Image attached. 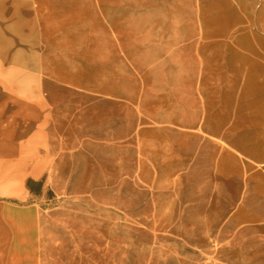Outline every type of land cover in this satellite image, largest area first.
Masks as SVG:
<instances>
[{
	"label": "rangeland",
	"instance_id": "obj_1",
	"mask_svg": "<svg viewBox=\"0 0 264 264\" xmlns=\"http://www.w3.org/2000/svg\"><path fill=\"white\" fill-rule=\"evenodd\" d=\"M26 1L68 184L0 154V264H264V0Z\"/></svg>",
	"mask_w": 264,
	"mask_h": 264
},
{
	"label": "crops",
	"instance_id": "obj_2",
	"mask_svg": "<svg viewBox=\"0 0 264 264\" xmlns=\"http://www.w3.org/2000/svg\"><path fill=\"white\" fill-rule=\"evenodd\" d=\"M13 6L15 12L7 13L5 0H0V69H5L6 61L10 62L8 69H39L41 66L36 63L44 35L32 11V3L19 0ZM56 100L18 97L0 101V154L13 159L22 154L21 162H24L27 150L34 149L38 158L36 164L29 167L33 169L34 182L53 176L54 180L60 178V184L65 181L68 184V176L63 172L65 168L59 164L68 154L66 133L70 132V127L57 124ZM23 122H30L31 129L19 130L16 126ZM0 226L6 227L5 221Z\"/></svg>",
	"mask_w": 264,
	"mask_h": 264
},
{
	"label": "bare ground",
	"instance_id": "obj_3",
	"mask_svg": "<svg viewBox=\"0 0 264 264\" xmlns=\"http://www.w3.org/2000/svg\"><path fill=\"white\" fill-rule=\"evenodd\" d=\"M7 78V82L6 83H3V85L7 88L10 84H11V80H12V76H10V78H9V76L8 77H6ZM11 189L10 188H8V187H6V186H3V185H0V192L2 193V194H4V195H6V196H11V195H16V196H19V197H21V198H23L24 196L23 195H21L20 193H18V194H16L15 192H13L12 190L10 191ZM20 219V221H25V220H28L29 219V216H28V214H26V213H24V214H22V217H19ZM20 221H17L18 223H19V225H21L20 223Z\"/></svg>",
	"mask_w": 264,
	"mask_h": 264
},
{
	"label": "trees",
	"instance_id": "obj_4",
	"mask_svg": "<svg viewBox=\"0 0 264 264\" xmlns=\"http://www.w3.org/2000/svg\"><path fill=\"white\" fill-rule=\"evenodd\" d=\"M30 184H32V183H30Z\"/></svg>",
	"mask_w": 264,
	"mask_h": 264
}]
</instances>
